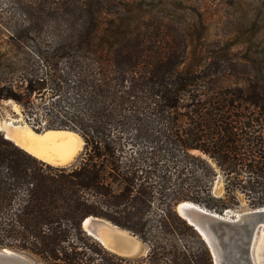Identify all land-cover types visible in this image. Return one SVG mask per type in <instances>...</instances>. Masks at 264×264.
<instances>
[{
  "label": "trees",
  "instance_id": "trees-1",
  "mask_svg": "<svg viewBox=\"0 0 264 264\" xmlns=\"http://www.w3.org/2000/svg\"><path fill=\"white\" fill-rule=\"evenodd\" d=\"M63 1L73 21L50 35L24 37L29 18L14 22L0 100L33 130L76 132L83 148L53 165L0 131V248L44 264H213L175 207L222 213L240 194L264 206L263 66L250 80L239 64L258 59L190 52L189 27L157 21L141 1ZM89 216L130 231L146 253L111 251L82 227Z\"/></svg>",
  "mask_w": 264,
  "mask_h": 264
},
{
  "label": "rangeland",
  "instance_id": "rangeland-1",
  "mask_svg": "<svg viewBox=\"0 0 264 264\" xmlns=\"http://www.w3.org/2000/svg\"><path fill=\"white\" fill-rule=\"evenodd\" d=\"M137 1L145 3L147 10H153L151 14L157 21L171 23L172 25L175 22H180L188 26L192 40L189 47L190 52L195 51L197 54L200 52L206 56L227 54L235 59H258L260 63L256 64L254 62V66L245 62L239 64L238 71L241 78L250 79L251 76L258 74L255 73L256 68L259 66L264 68V0ZM67 2L71 7L75 4V0H67ZM63 3V0H0V52L9 50L10 56L18 53L11 49L9 44L10 36L14 33L13 24L15 21L22 24L23 21L29 18L30 30L28 33L24 32L22 34L27 38L50 35L48 26H55L67 20L72 22L73 17H66L63 14ZM24 4L29 6L25 14ZM171 16L174 17V22L170 21ZM15 34L20 35L21 33ZM263 68L260 72L263 71ZM227 82V80H223L221 84ZM240 84H243V81ZM13 104L16 103L12 100H0V123L12 121L14 124H25L20 106L16 104L17 110L13 107ZM82 148L83 144L74 156L72 163L78 159ZM215 192H222L220 185L216 186ZM239 197L240 204L236 208H228L232 215L256 208L249 206L242 194ZM129 233L132 234L130 231ZM137 239L139 238L137 237ZM141 243V246L146 249V244L142 241ZM28 256L35 263L44 264L36 257ZM257 260V264H264V255Z\"/></svg>",
  "mask_w": 264,
  "mask_h": 264
},
{
  "label": "water",
  "instance_id": "water-1",
  "mask_svg": "<svg viewBox=\"0 0 264 264\" xmlns=\"http://www.w3.org/2000/svg\"><path fill=\"white\" fill-rule=\"evenodd\" d=\"M47 130L37 133H44ZM11 135L15 137V139H19V130L13 127ZM6 138L12 140L19 146V144L15 142L16 140L9 137ZM20 147L23 148L22 146ZM72 161L53 165H69ZM181 203L182 205H180ZM175 209L178 214L201 235L210 249L213 264H257V259L264 255V246H255L257 237L264 232V206L246 210L240 213V215H232L230 209L218 213L196 202L183 200L176 205ZM110 225L120 228L111 221L96 216H89L82 222V227L88 234L117 254L135 257L146 253L147 249H144L143 246H118L121 242L120 235L113 231ZM125 231L129 233L128 230ZM0 264L37 263L24 252L1 247Z\"/></svg>",
  "mask_w": 264,
  "mask_h": 264
},
{
  "label": "bare ground",
  "instance_id": "bare-ground-1",
  "mask_svg": "<svg viewBox=\"0 0 264 264\" xmlns=\"http://www.w3.org/2000/svg\"><path fill=\"white\" fill-rule=\"evenodd\" d=\"M13 107L18 110L16 104H13ZM13 127L19 130V139L11 135ZM0 130L5 133L6 137L16 140L19 146L51 164H64L72 161L84 143L79 134L70 130L50 129L44 133H37L27 124H14L12 121L1 122ZM110 227L120 235L121 242L118 246H141L140 240L127 231L113 225ZM255 246H264V232L257 237Z\"/></svg>",
  "mask_w": 264,
  "mask_h": 264
}]
</instances>
